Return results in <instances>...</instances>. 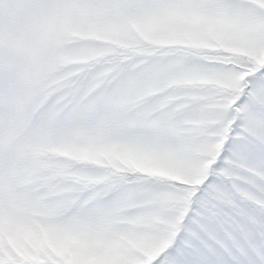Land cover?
<instances>
[{
    "label": "snow or ice",
    "instance_id": "obj_1",
    "mask_svg": "<svg viewBox=\"0 0 264 264\" xmlns=\"http://www.w3.org/2000/svg\"><path fill=\"white\" fill-rule=\"evenodd\" d=\"M0 264H264V0H0Z\"/></svg>",
    "mask_w": 264,
    "mask_h": 264
}]
</instances>
